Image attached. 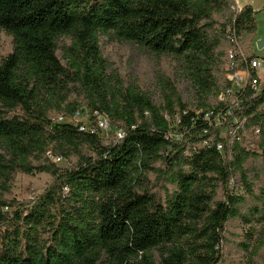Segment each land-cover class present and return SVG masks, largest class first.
Listing matches in <instances>:
<instances>
[{"label":"trees","instance_id":"obj_1","mask_svg":"<svg viewBox=\"0 0 264 264\" xmlns=\"http://www.w3.org/2000/svg\"><path fill=\"white\" fill-rule=\"evenodd\" d=\"M233 5L0 0V31L13 39L0 59V264H219L235 219L248 227L249 242L256 237L257 250L264 246V91L255 97L249 86L241 110L226 121L218 114L228 87V28L246 42L257 31L254 10ZM105 38L177 60L195 109L173 95L156 104L127 86L103 55ZM82 110L88 131L52 116ZM96 114L108 120L109 135ZM254 126L260 153L245 146ZM249 161L260 164L259 186ZM18 174L51 181L19 201L12 198ZM237 179L247 196L231 187Z\"/></svg>","mask_w":264,"mask_h":264},{"label":"rangeland","instance_id":"obj_2","mask_svg":"<svg viewBox=\"0 0 264 264\" xmlns=\"http://www.w3.org/2000/svg\"><path fill=\"white\" fill-rule=\"evenodd\" d=\"M238 4L241 7L253 4L255 8H260L256 12V34L253 37H247V42L249 43L250 38H252L254 53L264 57V48L259 49L257 45L259 41L264 40V0H238ZM101 46L104 57L117 70L127 86H137L151 96L156 104H162L169 95H173L176 98L180 97L182 103L190 109H195L194 91L189 82L182 77L181 66L177 60L168 56L149 54L133 44L118 43L106 38L102 40ZM12 50L13 39L5 32L0 31V59ZM59 54L62 55L61 52ZM52 116L55 118L58 115L52 113ZM65 116L68 120L72 118V116ZM104 133L109 135V130H104ZM174 134L178 133L174 132ZM226 134L227 129L223 130L222 136L225 137ZM252 137V134L249 133L247 140L250 141L246 140L245 146L253 141L251 140ZM247 148L250 151L260 153L252 146H247ZM56 164L63 169L69 167L63 159ZM246 167L250 170L251 181L256 186L261 185L263 180L256 175V170H259L260 164L257 161H249ZM50 181L51 177L47 174L34 176L18 174L12 190V198L22 201L39 196L45 191ZM231 187L235 189L236 193L247 196L238 179L232 182ZM247 202H251L248 197ZM240 208L245 212L244 205H241ZM247 232L248 227L240 219L228 222L223 234V243L219 249L221 257L219 264H264V246L257 250L259 243L256 241V237L249 242ZM244 244H249L251 248L246 250L243 247ZM191 264L196 263L192 262Z\"/></svg>","mask_w":264,"mask_h":264},{"label":"built area","instance_id":"obj_3","mask_svg":"<svg viewBox=\"0 0 264 264\" xmlns=\"http://www.w3.org/2000/svg\"><path fill=\"white\" fill-rule=\"evenodd\" d=\"M234 2L233 10L241 11L242 8L239 6L237 0H231ZM230 47L227 50V55L224 63V78L228 84V87L220 94L218 101L219 104L225 107L223 112L218 114H226L223 120H227V117L234 114L235 111L241 110V95L250 86L254 91V96H260L264 91V57L257 56L254 53L253 43L246 42L243 37H238L232 28H228ZM259 43V42H258ZM258 45V44H257ZM259 48V45H258ZM260 49V48H259ZM200 114V112H197ZM213 114V113H208ZM98 116V114H96ZM90 114L86 110L77 112L72 116L71 120H68L65 115H58L54 118L57 123H67L75 126H79L81 131L90 130ZM70 121V122H69ZM222 120L218 119V124ZM239 119L233 121L234 125H238ZM98 125L103 130H109L108 120L103 116H98ZM242 127L238 125L237 128ZM227 134L229 132L228 127ZM224 129V130H225ZM226 134V136H227ZM246 140L248 139V132L246 133ZM250 134H252V142L246 144L247 146H252L256 151L259 150V141L261 137V129L259 126H254ZM118 138H123V130H118L116 132ZM225 136V137H226ZM224 137V136H223ZM224 137V138H225ZM248 141V140H247ZM250 141V140H249ZM248 141V142H249ZM218 151L223 152V145L219 144L217 146ZM247 150H249L247 148ZM250 151V150H249ZM54 162L59 163L62 161L61 158L52 157ZM232 184V183H231Z\"/></svg>","mask_w":264,"mask_h":264},{"label":"crops","instance_id":"obj_4","mask_svg":"<svg viewBox=\"0 0 264 264\" xmlns=\"http://www.w3.org/2000/svg\"><path fill=\"white\" fill-rule=\"evenodd\" d=\"M237 2H238V0H237ZM253 5V4H252ZM251 4H247V5H245V6H243V7H241L240 5V7L243 9L244 7H251L253 10H254V12L256 13L257 12V10H259L260 8L258 7V8H255L254 7V5L252 6Z\"/></svg>","mask_w":264,"mask_h":264},{"label":"water","instance_id":"obj_5","mask_svg":"<svg viewBox=\"0 0 264 264\" xmlns=\"http://www.w3.org/2000/svg\"><path fill=\"white\" fill-rule=\"evenodd\" d=\"M258 45H259L260 49H263L264 48V40L259 41Z\"/></svg>","mask_w":264,"mask_h":264}]
</instances>
